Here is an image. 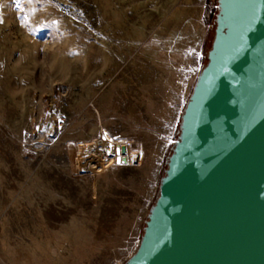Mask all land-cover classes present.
<instances>
[{
  "label": "rangeland",
  "instance_id": "374dc122",
  "mask_svg": "<svg viewBox=\"0 0 264 264\" xmlns=\"http://www.w3.org/2000/svg\"><path fill=\"white\" fill-rule=\"evenodd\" d=\"M218 12V0H0V264L135 254ZM98 143L114 146L107 158Z\"/></svg>",
  "mask_w": 264,
  "mask_h": 264
},
{
  "label": "water",
  "instance_id": "95a60500",
  "mask_svg": "<svg viewBox=\"0 0 264 264\" xmlns=\"http://www.w3.org/2000/svg\"><path fill=\"white\" fill-rule=\"evenodd\" d=\"M215 36L126 264H264V0H218Z\"/></svg>",
  "mask_w": 264,
  "mask_h": 264
},
{
  "label": "bare ground",
  "instance_id": "6f19581e",
  "mask_svg": "<svg viewBox=\"0 0 264 264\" xmlns=\"http://www.w3.org/2000/svg\"><path fill=\"white\" fill-rule=\"evenodd\" d=\"M114 147L113 145L110 146V144L107 143H98V144H93L90 147V151L92 152L93 156L96 158H107V153L109 152L110 149ZM108 160V159H107ZM128 159L126 157L123 158V162L127 163Z\"/></svg>",
  "mask_w": 264,
  "mask_h": 264
},
{
  "label": "trees",
  "instance_id": "16d2710c",
  "mask_svg": "<svg viewBox=\"0 0 264 264\" xmlns=\"http://www.w3.org/2000/svg\"><path fill=\"white\" fill-rule=\"evenodd\" d=\"M207 62H208V58H207L206 64H207ZM206 64H205V65H206Z\"/></svg>",
  "mask_w": 264,
  "mask_h": 264
},
{
  "label": "snow or ice",
  "instance_id": "6c2138e0",
  "mask_svg": "<svg viewBox=\"0 0 264 264\" xmlns=\"http://www.w3.org/2000/svg\"><path fill=\"white\" fill-rule=\"evenodd\" d=\"M120 161L119 160H117V163H119Z\"/></svg>",
  "mask_w": 264,
  "mask_h": 264
}]
</instances>
